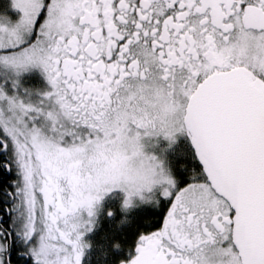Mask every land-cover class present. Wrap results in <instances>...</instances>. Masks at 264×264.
I'll return each mask as SVG.
<instances>
[{
  "label": "snow or ice",
  "instance_id": "1",
  "mask_svg": "<svg viewBox=\"0 0 264 264\" xmlns=\"http://www.w3.org/2000/svg\"><path fill=\"white\" fill-rule=\"evenodd\" d=\"M0 264H264V0H0Z\"/></svg>",
  "mask_w": 264,
  "mask_h": 264
}]
</instances>
